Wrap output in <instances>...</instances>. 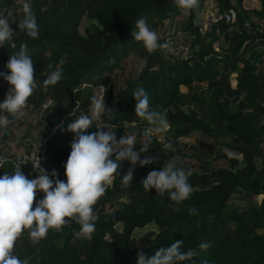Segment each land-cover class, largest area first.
<instances>
[{"label": "trees", "instance_id": "16d2710c", "mask_svg": "<svg viewBox=\"0 0 264 264\" xmlns=\"http://www.w3.org/2000/svg\"><path fill=\"white\" fill-rule=\"evenodd\" d=\"M9 1L0 0V10ZM245 1L215 0L219 11L234 9L236 18L230 23L220 21L206 33H201L195 23L197 8L191 10L186 29L195 36L193 51L186 59H175L161 50L149 54L132 36L135 23L141 17L149 24L154 17L164 21L182 12L174 0H31L39 38L31 39L21 31L13 35L16 49L8 44L0 47V72L4 73L3 64L10 55L19 50L21 43H26L27 54L37 67L34 75L38 85L28 106L40 109L45 99L54 101L40 121L42 128L37 137L38 140L48 137V160L42 167L49 173L53 169L57 171L58 177L53 179L67 180L64 165L74 134L66 129L72 119L88 114L85 98L82 101L76 98V92L82 91L84 85L91 89L109 85L105 104L112 110L103 119L109 125L108 130L116 135L120 134L119 126L124 119L141 120L136 117L132 94L142 83L149 95L150 108L166 110L168 122L178 135L199 130L207 137H218L219 126H223L234 137L232 148L242 158L228 157V167L211 173L198 174L192 169L189 183L193 193L177 206L167 197L156 196L155 189L149 193L142 189L141 181L150 171L160 170L172 156L179 154L165 150L152 140L145 154L159 155V161L144 167L137 164L131 188L120 186L119 178L131 167L128 161L122 163L120 177L115 178L113 186L97 203L96 230L88 239L85 253L74 235L80 226L73 221L61 232L49 230L47 237L36 245L30 242L25 231L14 250L21 260H28V264H136L137 252L151 256L158 249L183 240L182 251L194 248L199 254L194 261L179 264H204L205 261L208 264H264V123L261 122L264 116V0H257L259 7L253 8H246ZM84 16L93 25L81 32ZM215 43L219 44L217 50ZM196 45L200 47L195 50ZM130 50L140 54L145 64L137 76L117 89L113 72L118 60L124 59ZM61 58L65 61L62 79L55 86H44L48 65L60 66ZM234 73L236 85L232 82ZM2 80L0 77V102L8 91ZM195 82L206 85L209 105L203 116L196 110L188 113L183 110L186 102L181 87ZM243 106L245 109H240ZM96 127L93 123L88 131L96 132ZM142 143L136 142V148ZM178 146L179 150L184 147ZM260 148L262 163L258 161ZM13 161L16 159L0 161V176L12 171ZM22 168L29 179L37 176L32 165ZM121 195H126L128 200L119 199ZM258 195H263L262 201L254 202L252 198ZM233 198L244 201L243 207L231 203ZM107 204L112 207L108 215L104 210ZM189 206L196 207L198 214L189 215ZM152 221L157 222L158 233L151 243L142 250L133 247L131 239L135 229ZM119 223H122L121 230L117 229ZM201 242L210 243V247L200 251Z\"/></svg>", "mask_w": 264, "mask_h": 264}, {"label": "clouds", "instance_id": "9594fccd", "mask_svg": "<svg viewBox=\"0 0 264 264\" xmlns=\"http://www.w3.org/2000/svg\"><path fill=\"white\" fill-rule=\"evenodd\" d=\"M174 3L186 15L199 6V0H174ZM22 11V18L11 7L0 14V47L4 48L8 44L12 49L17 48L11 27L17 22V17L19 31L31 39L39 38L40 29L31 0H25ZM132 36L135 42L142 43L149 54L171 48L170 41L160 42L158 33L149 27L143 17L136 21ZM64 63L61 58L60 66L48 65L49 74L43 82L44 86H55L62 79ZM6 68L8 73L0 72V77L10 85L4 100L0 102V113H5L0 115V129L3 130H7L11 123L29 116L26 110L28 100L38 88L34 62L27 54L26 43H21L19 50L10 55ZM104 93L105 88L102 86L101 94L91 98L88 114L79 115L67 125L66 130L74 135L64 165L66 182L53 179L58 177L57 171L53 169L49 173L44 169L38 153L32 163L33 171L37 173L35 178L29 179L24 175L21 169L27 163L20 158L12 162L11 172L5 171L0 176V264H28V260H21L14 251L17 240L25 231H28L30 242L36 245L47 237L49 230L61 232L74 221L80 226L79 231L74 232L75 237L90 240L98 220L94 206L113 186L115 178L120 177L122 163L128 161L131 167L122 179L119 178L120 186L131 188L137 164L144 167L159 161V155L145 153L149 152L153 134L160 133L169 125L166 110L150 108L149 95L142 83L133 91L136 117L147 121L149 125L142 130L143 143L137 149L135 134L123 135L118 140L116 132L108 130L107 124L96 127V132L88 131L93 128L95 121L112 110L105 104ZM167 147L172 148L171 143ZM179 160L180 157L174 155L160 170L150 171L141 181L143 191L149 193L155 189L156 196L167 197L177 206L188 200L193 193V186L189 183L192 169L178 166ZM38 192L44 195L37 201ZM188 212L189 215H197L198 209L189 206ZM183 244V240H177L151 256L142 251L137 252L136 264L194 261L199 253L194 248L182 251ZM209 247L210 243L207 242L199 244L200 251H206Z\"/></svg>", "mask_w": 264, "mask_h": 264}, {"label": "rangeland", "instance_id": "374dc122", "mask_svg": "<svg viewBox=\"0 0 264 264\" xmlns=\"http://www.w3.org/2000/svg\"><path fill=\"white\" fill-rule=\"evenodd\" d=\"M24 2L25 0H11L0 10V14H4L6 10L11 7L18 14V16L22 18V5ZM257 4V0H246L244 6L246 8H253ZM215 9H217L215 0H202V3L199 4L198 8L196 9L195 17L197 18L199 14L206 10ZM231 11L236 18V11L234 9H232ZM189 17V13L186 15L183 12L177 13L173 17L164 21H160L158 17H154L148 25L158 33V35L160 36V42H166L170 38L187 41L190 44V53L193 51L192 40L195 36H191L189 31L186 29L189 26ZM195 17L194 19L196 21ZM92 25V20L84 16L80 26L81 32L84 31L86 27ZM11 27L14 30L13 35L17 34L19 31L18 17L17 22L13 23ZM199 47V45H196L195 50ZM214 48L216 50L219 49V44L215 43ZM165 53L168 54L167 51ZM173 56L175 59H186V57H188V55L184 53H178ZM118 62V67L113 73L114 75L116 74L114 84L117 89H120L125 85L126 81L129 78L135 77L139 74V72L144 67L145 60L141 57L140 54L130 50L129 54L126 55L124 59L118 60ZM6 64H3L4 73H8ZM36 68V65H34V72ZM2 84L7 86L9 90L10 85L7 83V81L2 80ZM181 89L182 92L185 93L186 102L183 110L186 113H188L191 109L196 110L203 116V114L208 110L207 106L209 105V99L207 96H205L206 85L203 83L195 82L190 86L183 85ZM76 98L80 101L85 98V108L88 110L92 98V89L84 85L82 91L76 92ZM236 107L237 105L232 108L234 109ZM239 107L240 105L238 106V108ZM202 108H204V110ZM240 109L244 110L245 108L243 106ZM26 110L29 112L28 117L11 123L8 126L7 130L0 129L1 159L14 158L18 160L19 158H22V155L27 153V148L32 144L34 145V143H36V141L38 140L37 137L40 134L42 128L40 126V121L42 117L45 116V113L41 114V110L32 105L28 106ZM262 119L263 117L261 118V122H263L264 120ZM148 126L149 125L147 121L139 119H124L119 126V130H121V132H119L120 134L116 135V137L119 140V138L123 135L128 136L135 134L136 142H143L142 130ZM219 129L221 132L220 136L218 137H207L199 130H192L187 134L178 135L175 127H171V125L169 124L168 127L162 130L160 133H154L152 140L159 143V145L165 150H173L174 152H179V154H177L180 157L178 166L191 168L198 172V174L211 173L217 168L228 167V157L237 156L240 159L242 158L241 154L236 153L232 148L234 137L226 133L223 126H219ZM5 137H7L8 139H6ZM169 143H171L172 148L167 147ZM179 144L184 146L182 150H179ZM257 152L259 154L258 161L262 163L263 151L260 148L257 150ZM222 154H224L225 156H223ZM43 195L44 194L42 192H38L36 198H43ZM119 199L127 201L128 197L126 195H121L119 196ZM262 199L263 195H258L252 198L254 202H261ZM230 202L235 206L240 207H243V205L245 204V202L241 201L239 198L238 201H235V199L233 198ZM104 210L106 215H108L112 212V207L107 204ZM98 211L99 205L96 204L94 206V213L97 215ZM234 226L235 225H232V228H234ZM117 229H122V223L117 224ZM157 233L158 224L156 221H152L142 228L135 229L132 235L131 245L133 247H136L137 249L142 250L151 243ZM79 240L83 246V253H85L88 248V239L81 238ZM62 243L63 240L60 242V244L62 245Z\"/></svg>", "mask_w": 264, "mask_h": 264}, {"label": "built area", "instance_id": "2783aa9c", "mask_svg": "<svg viewBox=\"0 0 264 264\" xmlns=\"http://www.w3.org/2000/svg\"><path fill=\"white\" fill-rule=\"evenodd\" d=\"M234 20H235V16L232 11L221 12L218 9H215V10H206L201 14H199L196 18L195 23L201 33H206L210 31L213 28V26L220 21H226L230 23L233 22ZM167 41L171 42V48L170 50H167L169 54L176 55L178 53H184L190 56L191 53V52L189 53L190 44L187 41H181L175 38H170ZM102 86L105 88V93H104V99H105L107 93V87L105 85H99L94 87L92 89V97L94 95L99 96L101 94ZM53 103L54 101L52 98L45 99L40 106L41 114H44L53 105ZM263 107H264V103H263ZM88 112H89V108H88ZM94 123L96 124L97 127L107 124L103 119V115L99 120L95 121ZM47 152H48V137H44L36 141L30 152H27L26 154L22 155V158H20L19 160H25L27 164L32 165L34 161V157L38 153L41 166H43L47 163L48 160ZM21 170H23V168Z\"/></svg>", "mask_w": 264, "mask_h": 264}, {"label": "crops", "instance_id": "0c3cea01", "mask_svg": "<svg viewBox=\"0 0 264 264\" xmlns=\"http://www.w3.org/2000/svg\"><path fill=\"white\" fill-rule=\"evenodd\" d=\"M255 7H259V3ZM262 26H263V22H262ZM232 76H233V78H232L233 85H236V79H235L236 74L234 73V75L232 74ZM263 119H264V116H263ZM263 122H264V120H263ZM2 160H3V158L2 159L0 158V161H2Z\"/></svg>", "mask_w": 264, "mask_h": 264}]
</instances>
